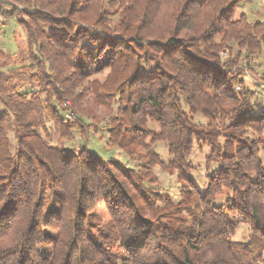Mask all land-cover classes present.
I'll return each mask as SVG.
<instances>
[{
    "label": "trees",
    "instance_id": "16d2710c",
    "mask_svg": "<svg viewBox=\"0 0 264 264\" xmlns=\"http://www.w3.org/2000/svg\"><path fill=\"white\" fill-rule=\"evenodd\" d=\"M242 1L0 0L29 51L0 63V264L264 262V104L245 79L264 19ZM48 119L63 142L106 123L127 161L50 143ZM197 144L220 163L203 190ZM157 165L177 172L179 200L154 187Z\"/></svg>",
    "mask_w": 264,
    "mask_h": 264
},
{
    "label": "rangeland",
    "instance_id": "374dc122",
    "mask_svg": "<svg viewBox=\"0 0 264 264\" xmlns=\"http://www.w3.org/2000/svg\"><path fill=\"white\" fill-rule=\"evenodd\" d=\"M241 11H246L251 20L264 19V0H243L240 3L238 14ZM21 52L27 59H29L28 51V39L27 32L24 27L16 22L15 19L4 20L0 16V63L4 62L8 54H14L16 52ZM220 55L223 60H229L230 54L228 49H224ZM107 71L98 74V77L103 80L106 76ZM264 76V45L263 50L257 54L253 62V71L246 70L245 79L250 87L257 89V99L255 101L263 105L264 104V83L261 80ZM239 85V84H238ZM236 85V86H238ZM61 114L73 121L75 119L74 115L70 110L61 109ZM194 120L199 123H206L207 119L201 114H195ZM154 128L158 129L159 126L156 123H150ZM98 129H95L94 125L89 126L88 135L85 136L80 128H76L74 131L73 138H67L64 142L61 139L60 128L53 122L52 119L47 121V129L43 134L47 140L52 144H57L63 142L72 150H78L81 146L85 144L86 141L96 149L100 154L106 158H115L122 162L127 161L126 153L117 145L112 144V140L109 136L108 125L106 123L99 124ZM10 134H13L11 132ZM13 136V141L15 142V137ZM222 138V137H221ZM157 150L163 160L166 162L172 158L169 153L168 145L165 142H160L157 144ZM262 156L264 158V148H262ZM211 153V147L208 144H197L193 153L190 155L189 159L193 164L192 177L194 178L197 186L203 190L207 187L208 178L207 174L209 172L215 171L220 163L213 161L208 163L207 157ZM154 172L157 174L160 180V184H154V187L158 189V186L164 192H168L174 200H179L181 198V182L178 179L177 172H170L161 166H155L153 168ZM227 189H224L219 194L220 198H224ZM251 233L250 225L247 223H240L233 238L236 240H243L249 237ZM261 264H264L261 263Z\"/></svg>",
    "mask_w": 264,
    "mask_h": 264
},
{
    "label": "built area",
    "instance_id": "2783aa9c",
    "mask_svg": "<svg viewBox=\"0 0 264 264\" xmlns=\"http://www.w3.org/2000/svg\"><path fill=\"white\" fill-rule=\"evenodd\" d=\"M238 89H240V86L238 85V86H236Z\"/></svg>",
    "mask_w": 264,
    "mask_h": 264
}]
</instances>
